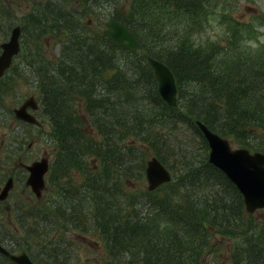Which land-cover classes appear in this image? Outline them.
<instances>
[{
    "label": "trees",
    "instance_id": "16d2710c",
    "mask_svg": "<svg viewBox=\"0 0 264 264\" xmlns=\"http://www.w3.org/2000/svg\"><path fill=\"white\" fill-rule=\"evenodd\" d=\"M236 1H104L111 8L104 15L120 19L141 42L135 51L73 11L63 9V15L57 9L48 16L34 11L21 18L22 31L31 36L23 35L22 49L25 44L29 56L23 60L37 57L40 62L39 107L56 150L48 194L41 208L32 210L40 221L33 217L32 225L25 215L22 221L26 249L32 253L39 246L52 252L55 261L35 257L48 264H63L58 260L71 257L77 264L71 247L61 243L67 239L73 245V236L81 234L98 236L103 243L106 252L100 264H199L210 245L222 246L216 236H225L228 264H264V219L257 222L254 212L246 211L238 188L207 155L187 159L182 153L174 160L182 166L172 168V180L154 190L134 188L133 180L141 179L136 169L144 167L147 147L163 163L167 155H177L174 149L165 155L156 143L166 123L171 126H165L169 142L185 141L176 127L185 118L206 149L194 119L239 146L264 151V50L246 49L264 16L254 24L235 19L229 9ZM75 2L85 5L83 0ZM70 20L77 21L67 35ZM215 20L231 28L218 44L213 36H203ZM47 37L60 46L52 58L41 50ZM145 51L172 70L178 107L163 102L151 67L142 58L137 61ZM15 68L13 75L22 77ZM7 80L14 81L13 76ZM186 84L195 85L190 98ZM150 125L155 126L150 131L161 133L152 135ZM113 133L119 138L110 140Z\"/></svg>",
    "mask_w": 264,
    "mask_h": 264
},
{
    "label": "rangeland",
    "instance_id": "374dc122",
    "mask_svg": "<svg viewBox=\"0 0 264 264\" xmlns=\"http://www.w3.org/2000/svg\"><path fill=\"white\" fill-rule=\"evenodd\" d=\"M99 1V5H97L96 2ZM107 0H96V2L93 3V12H97V15L92 17H87L84 15L85 21L87 23L90 22L91 26L93 28H100L103 30L104 23L108 19L109 16L104 15V12L109 11L111 8L109 5L104 2ZM236 5L234 6V9H229L231 11V14L233 17L237 20L241 21H249L250 23H256L259 17L264 16V0H237ZM85 3V2H84ZM86 4V3H85ZM87 5V4H86ZM86 5L81 6L78 4V2H75V0L68 1L67 6H65L64 0H52L51 6H47L46 8H42L39 11L40 5H35L34 11L39 13L43 16H48L52 11H56L57 9L60 10V12L65 15V12L63 9H66L68 12H81L82 10H86ZM64 6V8H62ZM75 6V7H74ZM77 7V8H76ZM39 11V12H38ZM20 12H18V15L16 17L9 15L2 7H0V31L5 30V33L0 32V42L5 41L8 38V35L10 34V28L11 26L15 25L16 23H19L21 18L24 16H20ZM80 15V13H79ZM258 28V34L251 35L252 38L249 39L248 45L252 49L259 48V50H264V23L260 24L257 22L255 24ZM51 27V25H49ZM8 29V30H7ZM255 29V28H254ZM256 30V29H255ZM231 32V28L228 27L226 24L218 23V21L215 20L213 22L212 26L205 31L203 36H213V41L218 44L219 42H222L226 37H228V32ZM25 35L26 39L31 38L30 34H26L23 30V34ZM21 35V37H22ZM47 35V33L45 34ZM48 35L49 32H48ZM28 45V44H27ZM58 42H56V39H51L47 37L44 41L41 43V50L43 52V55L46 58H52V55H55L58 53L60 46H58ZM23 47V45H22ZM24 44V50H21L20 55H18L14 59L13 68L9 69L6 74L4 75L3 79L0 81V180L4 179L7 175V169L11 168V165L15 161V159L18 157V150L20 149L23 152V158L25 161L34 158L35 156H40L45 154L48 155V158L50 162L53 161L54 157L56 156V150L55 146L51 144L50 140V134L51 133V126L49 125L47 119L42 116H40V119L42 121V125L38 127H33L27 122H22V120L17 119L14 117L12 109L17 107L22 100H24L25 97H27L30 94H33L36 99H39L38 101L41 102L38 94V88H37V79H38V72L37 70L41 68L40 62L37 57H34L36 61H32V58H28L26 60H23L24 56H26V49ZM29 48H31L28 45ZM39 56V55H38ZM137 61H140L141 58L137 57ZM139 59V60H138ZM264 61V60H262ZM141 62V61H140ZM16 66V70L23 72V76L20 77L19 75H13L14 67ZM49 69H46L45 72H48ZM36 71V72H35ZM50 73V72H49ZM13 76L14 81H8L7 79L9 77ZM5 82H8L11 84V86L7 85ZM194 84H186L184 90L186 91V95L189 94L190 91L195 90ZM191 96L188 95L187 98H190ZM179 105H181V102H179ZM77 107H79V102L77 103ZM38 114V111H37ZM191 117H195V115H189ZM151 129H149V132L152 134L154 133L157 135V132L160 131H150L155 126L150 125ZM149 126V127H150ZM165 126H170V124L166 123ZM160 126V130H162V133L160 134L161 137H159L158 144L160 148L163 150L165 155L168 154V152L172 151L174 153H177L176 156L172 154L167 155L169 158L164 165L172 170L173 167H179L181 168V164L175 163V159H179L182 157V153L185 155L184 158L187 159H196L198 157H202L208 154V149L204 147L203 142H201L202 137L195 132L193 128L189 126V121L185 118L180 120L177 123V132L181 136V140L185 141H170V136L167 134L166 127ZM171 127V126H170ZM165 132V133H164ZM115 133H113L110 137V140L113 138ZM153 135V134H152ZM193 136L195 137L194 139ZM227 137V136H226ZM119 136L115 135L114 139H118ZM228 138V137H227ZM231 142V145L233 147L239 146L235 141H233L231 138H228ZM47 140V141H46ZM32 141V145L30 148H27V143ZM49 142V143H48ZM12 144L16 147L14 148ZM246 147V146H244ZM248 148V147H247ZM250 149V148H249ZM252 150V149H250ZM54 154V155H53ZM151 155H153V150L151 149V146L147 147L146 150V158H149ZM157 157V156H156ZM92 160V159H89ZM93 161V160H92ZM146 161V160H145ZM145 163V162H144ZM172 163V164H171ZM145 167V164H144ZM144 167L142 169H136L137 175L140 176L141 179H133L135 181L134 188L137 186L146 187V180L144 177L145 171ZM2 168V169H1ZM191 171V170H189ZM6 174V175H5ZM47 176V173H46ZM137 177V176H136ZM132 184V183H130ZM20 187H18L15 192L13 191V196H11L8 201L11 204L15 203L16 198H21L26 203H29V200L26 198H30L32 202H39L43 204V200L46 198L45 193L48 190V186L46 185V188L42 192L41 196L35 197L30 193L28 190L20 191ZM44 193V194H43ZM136 193V192H134ZM26 196V197H25ZM5 200L4 202H6ZM43 201V202H42ZM46 205V203H45ZM254 216L258 221H262L264 219V207H261L254 211ZM8 215V212L6 208H4L3 215L1 217L3 224L8 228V233L11 236H15V238L20 241L19 245L31 256L32 253L37 254L39 257L45 256L49 257L52 260L55 261V255L52 252L49 251H43L38 246L37 248H34L33 252L26 250L25 242H22V223L18 222L16 218L13 217V213L11 215L12 217V223L7 221L5 222V217ZM33 217L35 220L40 221V214H33ZM42 217H45L49 219L47 216L43 215ZM29 218V222L32 225H35V220L31 217ZM50 220V219H49ZM255 220V221H256ZM41 226V223L39 224ZM14 230H16V234L14 233ZM75 234V233H72ZM79 237L73 236V242H75L73 245L72 243L64 239V241L61 243L62 246L66 248L71 247V251L73 254H75L79 258V263L77 264H100L101 256L105 254L104 247H102V242L100 241L98 236H92V235H78ZM76 238V239H75ZM217 240H221L222 246L217 249L215 246L210 245L212 249H208L209 251H206L205 257H203L201 263L199 264H228L227 261V253L229 252L226 249L227 241L228 239L225 236H216ZM78 239V240H77ZM47 244L49 245V242L47 241ZM56 244V243H55ZM72 245V246H71ZM20 247V248H21ZM21 248V249H22ZM49 252V253H48ZM218 254L220 255L219 257ZM36 256V255H35ZM34 258L36 260L42 261L38 259L37 257ZM48 259V258H46ZM63 264H75V261L71 259V257H63L60 260ZM199 261V260H198ZM45 264H48L44 261H42ZM54 264V262H52Z\"/></svg>",
    "mask_w": 264,
    "mask_h": 264
},
{
    "label": "water",
    "instance_id": "95a60500",
    "mask_svg": "<svg viewBox=\"0 0 264 264\" xmlns=\"http://www.w3.org/2000/svg\"><path fill=\"white\" fill-rule=\"evenodd\" d=\"M103 33L117 44L134 50L141 48V44L128 26L120 19L110 16L105 21ZM20 25L11 28L10 35L6 41L0 43V77L12 62L13 55L20 49ZM149 62L153 67L154 76L158 83L159 93L171 104H175V80L167 65L157 59L149 57ZM30 104L34 108L37 106L33 96L27 97L23 103L14 108L16 116L34 123H38L36 117L26 111V105ZM207 141L211 146L208 159L221 169L225 175L235 184L243 197V202L247 212L252 213L258 208L264 207V151L250 150L244 146L233 147L230 140L218 132L212 131L198 122ZM147 188L152 190L163 182L169 181L172 177L170 170L162 163L158 157L152 155L146 159L145 164ZM39 167L37 171L38 183L34 184L33 176H30L28 182L32 184L33 190L39 196L44 187L43 173L48 168L46 157H42L35 162ZM30 165H27L29 168ZM6 187H4V191ZM4 193L0 194V198ZM3 251L4 248L0 247ZM12 257L20 264H42L34 263L26 252Z\"/></svg>",
    "mask_w": 264,
    "mask_h": 264
},
{
    "label": "flooded vegetation",
    "instance_id": "af4514ba",
    "mask_svg": "<svg viewBox=\"0 0 264 264\" xmlns=\"http://www.w3.org/2000/svg\"><path fill=\"white\" fill-rule=\"evenodd\" d=\"M52 0H0V7H2L9 15H12L16 17L18 15V12H20L19 17L26 16V15H33L35 5H40V8L44 9L47 6H51ZM22 32L23 23L19 22ZM21 44L23 45V39ZM30 109V108H29ZM31 110V109H30ZM39 110V105L36 109L32 110V112L38 117L37 111ZM22 122H26L23 121ZM33 127H40L42 125L35 124L31 122H27ZM32 145V141L27 143V148H30ZM12 146L16 148L13 144ZM19 154L18 157L15 159L13 164L11 165L10 169H7L6 176L4 179L0 180V194L4 193L3 197L0 198V247L4 248L6 251H3L0 248V264H18L16 262V259L12 257V254H19L23 251H25L20 245L19 242L15 236H11L8 233V228L3 224L2 222V215L4 212V208H6L8 215L5 217V222L7 221L12 223V213L13 217L18 220V222L22 223V221L25 222L24 218V210L28 206L25 204L26 201H24L21 198H16L15 203L11 204L9 203L8 199L13 196V191L20 187V191L28 190L30 193H32L33 196L37 197L34 192L31 189V186L27 183L29 170L27 168V165H30L33 161H36L40 159L43 155L35 156L32 159H29L27 161L23 158V152L20 149H17ZM44 156H47L44 152ZM4 187H6V190L4 191ZM26 197V196H25ZM29 200V205H31L33 208L37 205L39 202H32L30 198L26 197ZM7 200L6 202H4ZM16 234V233H15ZM22 242H24V238L22 237ZM22 249H21V248ZM28 253V252H27ZM34 254V253H32ZM30 258L35 261L36 259L28 254Z\"/></svg>",
    "mask_w": 264,
    "mask_h": 264
},
{
    "label": "bare ground",
    "instance_id": "6f19581e",
    "mask_svg": "<svg viewBox=\"0 0 264 264\" xmlns=\"http://www.w3.org/2000/svg\"><path fill=\"white\" fill-rule=\"evenodd\" d=\"M65 1V6H67V4H68V1L70 2L71 0H64ZM86 4V10H87V8L89 9L88 11H86L85 9L84 10H82L81 12H76V14H78L79 15V13H80V15H86L87 17H89L91 14L90 13H93V3L94 2H96V0L95 1H89V0H83ZM97 3V2H96ZM52 4V3H51ZM97 5H99V4H97ZM84 6V5H83ZM35 9V8H34ZM41 10V8H39V11ZM38 11V12H39ZM110 17V16H109ZM108 17V18H109ZM115 17V16H114ZM77 20H70L68 23H67V26H66V31H67V35H70L72 32H73V28H74V23L76 22ZM121 21V20H120ZM105 23H104V28H105ZM103 28V29H104ZM23 32V31H22ZM55 32V31H54ZM66 35V36H67ZM6 41V40H5ZM113 41V40H112ZM139 41V40H138ZM2 42V41H1ZM0 42V43H1ZM4 42V41H3ZM116 43V42H115ZM141 43V42H140ZM119 45V44H118ZM121 46V45H120ZM123 47V46H122ZM142 47V46H141ZM140 48H137V49H134V50H132V51H135V50H139ZM21 50H22V44L20 43V49H19V51H18V53L17 54H15V55H13V57H12V62H11V64L9 65V67H7L6 68V70L4 71V73H3V75L0 77V81L3 79V77H4V75L6 74V72L9 70V68L12 66V64H14L13 62H14V59L21 53ZM130 50V49H129ZM145 50V49H144ZM0 51H1V46H0ZM26 57H29L28 55H26ZM149 57H151L152 59H157V58H155L153 55H147V53H146V51H145V57L144 56H140V58H142L143 60H145L146 62H147V64L151 67V70H152V73H153V75H154V70H153V67H152V65L150 64V62H149ZM157 60H159V59H157ZM159 61H161V60H159ZM161 62H163V61H161ZM163 63H165V62H163ZM166 64V63H165ZM167 65V64H166ZM13 67V66H12ZM11 67V68H12ZM167 67H168V65H167ZM10 68V69H11ZM168 69L169 70H171L169 67H168ZM172 71V70H171ZM172 74H173V72H171ZM173 76H174V74H173ZM155 77V76H154ZM156 79V78H155ZM174 80H175V86H176V92H175V104H171V103H169L160 93H159V90H158V83H157V91H158V94H159V96H160V98L163 100V102L167 105V106H169V107H172V108H176V107H178V85H177V82H176V77L174 76ZM156 82H157V80H156ZM37 86H38V84H37ZM29 96H33L34 97V99H35V96L33 95V94H30V95H28L27 97H29ZM27 97H25L24 98V100L27 98ZM39 98H41V97H39ZM24 100H22V102L21 103H23V101ZM41 100V99H40ZM20 103V104H21ZM36 103H37V106H36V108L38 107V105H39V101H38V99H36ZM19 104V105H20ZM18 105V106H19ZM28 107H31V105L30 104H28L27 103V105H26V111H28L29 112V110H28ZM84 109V108H83ZM12 111H13V114H14V117L15 118H17V119H19V117H17L16 116V112H14V108L12 109ZM83 112V111H82ZM41 114H42V106H40L39 107V110H38V116L39 117H36V119L38 120V123H35V124H40L42 121H41V119H40V116H41ZM23 119V118H22ZM26 122H31V121H28V120H25ZM198 122H201L204 126H206L208 129H210V130H212V131H215V130H213V129H211L210 127H208L201 119H199V118H197V119H194V125L198 128V130L201 132V134H202V136H203V138L205 139V141H206V144H207V149H208V154H210V151H211V146H210V144H209V141H207V139H206V137H205V135H204V133H203V131H202V129L199 127V125H198ZM25 123V122H24ZM31 123H34V122H31ZM216 132V131H215ZM222 135V134H221ZM50 140H51V144H53L55 141H54V139L51 137V135H50ZM47 141V140H46ZM49 143V142H48ZM208 154H207V160L209 161V159H208ZM54 155V154H53ZM44 156V155H43ZM60 156V155H59ZM160 160V159H159ZM35 162L36 161H33L32 163H30V166H29V168H28V170H29V174H28V179H29V177L30 176H33L34 175V177H33V181H34V183H33V185L34 184H36V183H38V180H37V171H38V169H39V167L37 166V164H35ZM162 162V161H161ZM210 163H212L211 161H209ZM145 164V163H144ZM213 164V163H212ZM213 165H215V164H213ZM59 166H61V165H59ZM147 166V163L145 164V167H144V171H145V174H144V177H145V180H146V183L148 182V180H147V177H146V167ZM216 166V165H215ZM217 167V166H216ZM2 169V168H1ZM170 170V169H169ZM1 171V170H0ZM171 172V171H170ZM171 175H172V177H171V179L170 180H172V178H173V173L171 172ZM47 178H48V176H46V178L44 179V182H45V184H44V187L42 188V191H41V194H42V192L44 191V189H45V187H46V182H47ZM169 180V181H170ZM166 182H168V181H166ZM163 183H165V182H163ZM163 183H161V184H163ZM160 184V185H161ZM32 185V184H31ZM32 185V186H33ZM160 185H158V186H160ZM157 186V187H158ZM157 187H155V188H157ZM55 188H56V190L58 191V189L59 188H57V186H55ZM146 189H148L147 188V184H146V187H145ZM154 188V189H155ZM154 189H152V190H154ZM54 190V189H53ZM52 190V191H53ZM148 190H150V189H148ZM32 191L34 192V194L37 196V197H39V196H41V194L38 196L36 193H35V191L32 189ZM50 191V190H49ZM55 193H56V191H55ZM53 194V195H57V193L56 194ZM44 194V193H43ZM59 194H61V192L59 193ZM43 202V201H42ZM40 209L41 207H40V204L39 203H37V205L35 206V208H33L31 205H28L27 207H26V209L24 210V215H25V217H31L32 219H33V214H32V210H35V209ZM31 224V223H30ZM101 241V240H100ZM102 244V247H104L103 246V243H101ZM104 250H105V248H104ZM34 263L36 262V263H42V264H45V263H43L42 261H39V260H35V261H33ZM21 264V263H20Z\"/></svg>",
    "mask_w": 264,
    "mask_h": 264
}]
</instances>
